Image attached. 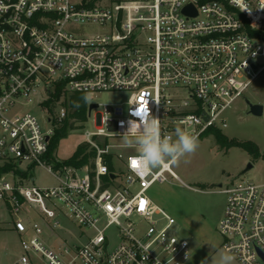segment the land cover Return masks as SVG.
<instances>
[{"label": "built area", "instance_id": "obj_1", "mask_svg": "<svg viewBox=\"0 0 264 264\" xmlns=\"http://www.w3.org/2000/svg\"><path fill=\"white\" fill-rule=\"evenodd\" d=\"M189 4L196 16L184 12ZM263 75L264 0H0V222L5 211L20 238L23 253L14 264L188 263V239L148 190L171 178L198 188L172 164L137 175L130 165L137 152L125 158L121 151L134 147L113 139L140 119L138 106L173 138L178 127L198 139L211 128L223 131L226 110ZM58 83L64 95L131 92L127 108L97 112L98 130L86 133L95 155L83 166L48 157L68 115L60 100L53 111L45 104ZM31 104L41 119L24 110ZM32 166L58 184H28ZM219 191L227 195L222 247L242 264H264V182L240 180ZM60 216L92 234L65 242L55 233L71 234ZM113 226L115 243L106 233Z\"/></svg>", "mask_w": 264, "mask_h": 264}, {"label": "rangeland", "instance_id": "obj_2", "mask_svg": "<svg viewBox=\"0 0 264 264\" xmlns=\"http://www.w3.org/2000/svg\"><path fill=\"white\" fill-rule=\"evenodd\" d=\"M130 91H102L89 92L86 94L88 108L91 104H99L92 109L85 122L76 118L71 119L73 128L67 137L61 139L58 147L54 151V159L64 161L70 158L79 146L86 144V133L98 130L96 114L98 111L104 112L105 105L124 106L127 108ZM245 97L264 104V75L256 80L246 91ZM245 97L236 100L231 108L226 110L228 127L223 129V133L229 139L239 141H253L258 145L261 154H264V115L257 117L246 114ZM65 97H62L59 104L64 105ZM66 106V105H65ZM68 112H72L66 106ZM24 110H31L40 119L43 112L37 105L25 106ZM102 138H99L101 141ZM114 141L124 143L123 138H115ZM199 147L195 153L185 156L178 165H171V169L185 183L198 188L199 191L189 189L182 185L177 179H170L169 182L154 184L148 195L152 201L163 208L167 213L176 219V228L180 234L188 239L191 249V257L186 264H220L222 255L228 253L222 247V237L219 233V222L224 215L227 195L218 192L219 184L224 187L240 181L247 180L255 183L264 182V158L251 154L244 148L238 146H221L214 135L205 134L198 139ZM88 152L91 148L88 146ZM125 158L134 154L136 149L127 148L121 150ZM252 164L253 167L245 174L242 172ZM118 167L120 161H116ZM24 167L27 164L23 165ZM121 167L119 168V170ZM53 171L56 172L55 167ZM121 171V170H120ZM31 176L27 181L30 185L39 187H53L58 184L57 178L48 170L41 166L31 167ZM121 175L124 173L121 172ZM34 178V179H33ZM139 185H134L131 190L136 192ZM0 222V264H14L23 253L20 238L12 229V218L5 211ZM63 226L68 228L71 234L63 229L55 230L59 238L65 242L74 239L73 235L80 237L75 242H85L82 235L92 234V230L80 226L72 219L58 217ZM107 236L115 243L117 238V228L112 227L107 232ZM68 241H67V240ZM57 237L52 236L50 241L56 244ZM233 264H242L233 260Z\"/></svg>", "mask_w": 264, "mask_h": 264}, {"label": "clouds", "instance_id": "obj_3", "mask_svg": "<svg viewBox=\"0 0 264 264\" xmlns=\"http://www.w3.org/2000/svg\"><path fill=\"white\" fill-rule=\"evenodd\" d=\"M246 9L247 6L242 10ZM140 109L138 106L136 110V115L140 119L129 121L122 135L124 143L135 147L137 152L130 162L134 173L145 176L154 169L168 164L178 165L185 156L195 153L199 147L198 137L195 134L178 127L175 129V138L163 135L159 119L151 116L148 108H144L143 112ZM233 260L234 257L226 253L221 256L220 264H233ZM201 264L205 262L202 261Z\"/></svg>", "mask_w": 264, "mask_h": 264}, {"label": "trees", "instance_id": "obj_4", "mask_svg": "<svg viewBox=\"0 0 264 264\" xmlns=\"http://www.w3.org/2000/svg\"><path fill=\"white\" fill-rule=\"evenodd\" d=\"M63 84L58 83L56 87V91L52 93V97L45 102L47 106L50 107V110L53 111L55 103L59 101L63 96L66 98L64 105L68 106L70 109H72V112H68V115L63 123L62 126L57 128L55 135L51 139L50 146H49V152L48 157L50 159H54V151L58 147L61 139L68 136L69 131L73 128V124L71 123L72 118H76L77 120L81 122H85L87 120L88 116V104L87 99H85L86 94L82 92H75L71 94H63L62 91ZM206 134H213L217 140V142L221 146L231 147V146H238L241 148H244L251 154H254L257 157H263L264 154L260 153V150L258 148V145L254 143L253 141H239L235 139H229L222 130L220 129H209ZM88 150V145L83 144L78 147L76 152L68 159L57 163L58 166L60 165H74V166H83L89 163L90 158L95 155V151L91 149L90 152ZM108 164L110 169H113V163L111 158L109 157ZM4 170V169H3ZM22 176L28 177V172H21L18 171ZM1 173V171H0Z\"/></svg>", "mask_w": 264, "mask_h": 264}, {"label": "water", "instance_id": "obj_5", "mask_svg": "<svg viewBox=\"0 0 264 264\" xmlns=\"http://www.w3.org/2000/svg\"><path fill=\"white\" fill-rule=\"evenodd\" d=\"M184 12L188 14L189 16H196L197 10L193 7L192 4H189L187 7H185ZM246 101V114L247 115H253L257 117H262L264 115V104L259 102H254L253 100L249 99L248 97H245ZM98 107V104H91L88 108V114H91V111L93 108ZM253 167L252 164H249L246 169L242 172L243 174L247 173L251 168ZM222 184H219V187H221Z\"/></svg>", "mask_w": 264, "mask_h": 264}, {"label": "snow or ice", "instance_id": "obj_6", "mask_svg": "<svg viewBox=\"0 0 264 264\" xmlns=\"http://www.w3.org/2000/svg\"><path fill=\"white\" fill-rule=\"evenodd\" d=\"M140 111L143 112L144 108H141ZM133 166H135V162H133Z\"/></svg>", "mask_w": 264, "mask_h": 264}]
</instances>
